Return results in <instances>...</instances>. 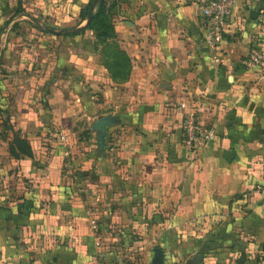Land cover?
I'll use <instances>...</instances> for the list:
<instances>
[{
  "label": "crops",
  "instance_id": "obj_1",
  "mask_svg": "<svg viewBox=\"0 0 264 264\" xmlns=\"http://www.w3.org/2000/svg\"><path fill=\"white\" fill-rule=\"evenodd\" d=\"M203 1L0 0V115L31 150L14 158L0 135V264H264V62L244 64L264 0H235L215 49ZM102 2L125 78L87 26ZM183 100L215 131L196 153ZM104 115L118 122L100 150Z\"/></svg>",
  "mask_w": 264,
  "mask_h": 264
},
{
  "label": "built area",
  "instance_id": "obj_2",
  "mask_svg": "<svg viewBox=\"0 0 264 264\" xmlns=\"http://www.w3.org/2000/svg\"><path fill=\"white\" fill-rule=\"evenodd\" d=\"M234 3L235 0H204L199 5V13L206 19L203 41L210 48L215 49L221 40L226 20L232 12ZM255 28V46L249 49L244 61L249 69L258 68L264 62V11L257 15ZM213 60L218 62L216 57ZM176 107L181 112V144L187 152L196 153L199 144L212 141L215 136L214 127L198 121L195 116V106L191 102L183 100L178 102ZM58 134V140L64 141V134L61 132ZM256 192L261 193L264 198V163L261 165V184L256 187Z\"/></svg>",
  "mask_w": 264,
  "mask_h": 264
},
{
  "label": "trees",
  "instance_id": "obj_3",
  "mask_svg": "<svg viewBox=\"0 0 264 264\" xmlns=\"http://www.w3.org/2000/svg\"><path fill=\"white\" fill-rule=\"evenodd\" d=\"M89 3L90 2H87L81 8V16L86 12ZM112 6V3L106 5L102 2L96 12L90 17L87 26L93 30L96 43H103V48L101 49L103 65L109 71L110 75L113 78H125L129 70V59L113 41L115 34L110 16ZM253 46H255V41L253 42ZM3 124H6V120H3L2 125ZM1 127L2 131L0 135L2 138L7 137V131L11 132V137L7 142V151L11 156L14 158L31 156L29 144L17 131H13L10 125H7L5 128H3V126ZM125 230L126 229H123L120 232L121 239L119 243L122 246L128 247L136 240V235ZM243 262V255H240V257L235 260L234 264H243Z\"/></svg>",
  "mask_w": 264,
  "mask_h": 264
},
{
  "label": "water",
  "instance_id": "obj_4",
  "mask_svg": "<svg viewBox=\"0 0 264 264\" xmlns=\"http://www.w3.org/2000/svg\"><path fill=\"white\" fill-rule=\"evenodd\" d=\"M118 122V118L112 115H104L95 119L91 124L92 131L96 132L95 138L98 143V148L102 150L104 148V138L106 133V127ZM227 155V154H226ZM200 258L199 254H195L192 258V263H195V259ZM160 262V258L157 259Z\"/></svg>",
  "mask_w": 264,
  "mask_h": 264
},
{
  "label": "rangeland",
  "instance_id": "obj_5",
  "mask_svg": "<svg viewBox=\"0 0 264 264\" xmlns=\"http://www.w3.org/2000/svg\"><path fill=\"white\" fill-rule=\"evenodd\" d=\"M0 24H2L1 23V20H0ZM30 29H28V26H27V31L25 32V34H26V37H29V38H31V36H34L33 34H34V32L32 33V32H30L29 31ZM3 39H4V37H2V39H1V43H3ZM25 53V52H24ZM32 57L34 58V54H32ZM4 98L6 97V96H3ZM8 97V96H7ZM1 111V110H0ZM2 122H3V119L1 118V115H0V130H1V126H3V128H5V127H7V125H10L9 124V121H8V119H6V124H3L2 125ZM10 131H7V135H10ZM128 258V257H127ZM142 257L140 256V255H134V258H131V259H126V261H125V264H133V263H136V264H139L140 262H142L143 263V260L141 259ZM133 262V263H132Z\"/></svg>",
  "mask_w": 264,
  "mask_h": 264
}]
</instances>
